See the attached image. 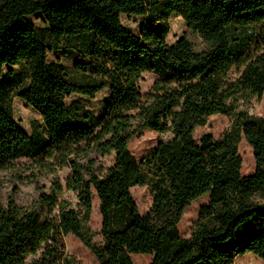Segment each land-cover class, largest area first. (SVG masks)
<instances>
[{"label": "trees", "instance_id": "trees-1", "mask_svg": "<svg viewBox=\"0 0 264 264\" xmlns=\"http://www.w3.org/2000/svg\"><path fill=\"white\" fill-rule=\"evenodd\" d=\"M121 11L142 13L138 33L121 23ZM37 12L53 29L35 26L29 15ZM173 13L205 48L196 50L185 34L166 42ZM98 47L110 67L105 77L47 60L49 50L90 57ZM5 65L22 70L0 84V170L13 186L0 201V264H26L42 247L30 264H84L64 251L67 233L97 264H134L132 253L152 255L151 264H235L237 253L249 252L264 261V118L235 103L264 92V0H0V71ZM143 72L157 76L146 93L138 84ZM105 88L100 116L66 102ZM14 95L40 116L30 134L13 118ZM215 113L231 116L230 127L197 142L195 128ZM144 129L172 137L138 160L128 144ZM242 138L256 164L246 176ZM110 152L112 165L96 164V155ZM62 166L70 169L65 185H38V175ZM21 182L36 185L32 206L15 201ZM136 185L152 194L145 214L130 192ZM63 190L75 193L77 208L60 198ZM94 192L98 231L88 226ZM202 194L208 202L183 238L177 224Z\"/></svg>", "mask_w": 264, "mask_h": 264}, {"label": "rangeland", "instance_id": "rangeland-1", "mask_svg": "<svg viewBox=\"0 0 264 264\" xmlns=\"http://www.w3.org/2000/svg\"><path fill=\"white\" fill-rule=\"evenodd\" d=\"M29 19L35 24L40 30L53 29V26L48 23L44 16L40 12L29 15ZM121 23L127 28L132 30L134 33L140 31V25L143 21L142 13H127L124 11L120 12ZM169 32L166 36V42L172 43L183 34L187 36L189 41L193 44L196 50L206 47L205 42L202 41L198 33L187 26L185 20L182 16L176 13L171 14L168 24ZM47 60L49 62L60 61L61 63L83 70L87 73H91L94 76L105 77L109 72L110 67L108 61L105 57V49L103 47H98L97 54L90 57H82L76 50L72 49H59V50H49L47 53ZM22 70L21 66L18 65H5L0 71V84L6 82L9 77L16 74ZM139 80V86L143 93L149 91L152 83L157 78L153 73L143 72ZM237 76V72L232 70L230 72V77L234 78ZM109 91L107 88L96 93L94 97H87L79 93L72 94L66 99V102L70 104L73 101L78 100L83 105H85L90 111L95 115L100 116L105 111V104L107 101ZM236 107L240 110H246L248 113L263 117L264 118V92L257 96H250L249 94L241 95L236 100ZM11 109H13V118L21 125L26 133L30 134L32 132V127L34 125H41V119L39 114L34 108L28 107L25 102L15 96L11 101ZM231 116H227L220 113H215L207 117V121L204 125L197 126L194 130L193 135L197 142L203 134L207 133L213 136L214 139H218L224 135V132L230 127ZM170 133H160L157 131H152L150 129H144L129 141L128 149L132 154L139 160L145 155L149 154L154 147L160 141H167L171 138ZM237 149L241 156V174L246 176L255 171L256 164L254 162L253 151L248 144V142L242 138L238 143ZM96 164L108 168L114 162V153L110 152L107 155H96ZM20 161H24L21 159ZM70 169L66 166H62L56 172H47L38 175L36 178L38 185L46 187V191L50 186L51 179H58L62 185H65V179L69 175ZM10 172L7 169L0 170V201H5L9 193L11 192L13 186L9 180ZM19 190L14 195L15 201L24 206H32L33 200L38 197V190L36 185L32 183H17ZM132 197L135 199L139 214H145L148 211L152 203V194L150 189L146 185H136L130 189ZM60 198L67 200L68 203L77 208L78 200L76 195L71 190H63L60 194ZM92 209L90 213V219L88 221V226L93 231H98L101 225V215L99 214V199L94 192ZM209 199L208 194H202L199 198L193 200L183 211L182 217L177 224L179 233L183 238H187L192 230V226L197 219L198 210L200 207L207 203ZM96 240H100V236H95ZM62 245L64 246V251L82 261L84 264H97L96 259L93 257L90 250L82 244V242L76 238L72 233H67L62 237ZM44 247L40 248L34 255L27 256L25 263L30 264V262L38 257ZM131 260L134 264H151L152 255L141 253V254H130ZM235 264H264V261L254 255L253 253H237L235 255Z\"/></svg>", "mask_w": 264, "mask_h": 264}]
</instances>
